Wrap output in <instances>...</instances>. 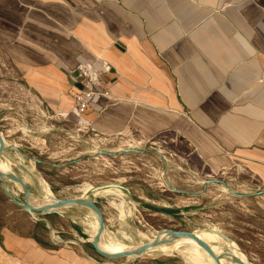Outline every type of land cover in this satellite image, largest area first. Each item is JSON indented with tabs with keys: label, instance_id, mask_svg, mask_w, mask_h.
I'll list each match as a JSON object with an SVG mask.
<instances>
[{
	"label": "crops",
	"instance_id": "1",
	"mask_svg": "<svg viewBox=\"0 0 264 264\" xmlns=\"http://www.w3.org/2000/svg\"><path fill=\"white\" fill-rule=\"evenodd\" d=\"M0 53L54 116L74 117L77 66L105 62L83 115L93 137L175 134L217 166L243 160L264 184V0H0ZM33 220L29 235L0 226V244L22 263L114 264L89 239L42 244L36 225L58 232Z\"/></svg>",
	"mask_w": 264,
	"mask_h": 264
},
{
	"label": "rangeland",
	"instance_id": "2",
	"mask_svg": "<svg viewBox=\"0 0 264 264\" xmlns=\"http://www.w3.org/2000/svg\"><path fill=\"white\" fill-rule=\"evenodd\" d=\"M71 117L43 111L37 100L28 96L7 58L0 53V135L5 146L13 145L21 152L14 155L9 149L4 161L8 163L2 162L0 171H10L9 174L12 172L25 180L35 207L47 206L53 197L77 198L83 195L85 184L94 189L119 185L125 190L100 191L115 190L123 194L124 216L118 206L121 196L109 192L88 194L103 216L101 247L108 254L117 255L148 241L155 244L158 231L170 229L192 232L205 244L215 240L219 244L211 250L220 264H235L224 259L226 253L243 257L247 264H264V184L245 167L243 160L233 166L226 162L220 165L225 168L222 170L216 165L215 154L201 155L170 133L150 140L135 134L99 140L85 130V124L78 118ZM206 140L213 143L207 136ZM224 157L226 161L231 159ZM208 181L215 182L207 184ZM6 189L23 202L17 185L8 181ZM4 198L0 184V226H8L11 232L21 236L31 234L33 218H28L25 211ZM61 214L37 216L58 232L49 234L40 224L36 225L34 233L42 244L49 245L50 239L63 246L70 241L85 243L99 229L96 216L83 207L63 209ZM170 239L181 243L164 234L163 242ZM192 243L184 244L196 245ZM81 245L91 251L89 244ZM194 253L212 262L208 264H215L207 253ZM144 255L147 256H130L122 261L201 264L183 255L180 246L171 242L162 243L158 250H147ZM0 264L24 263L0 244Z\"/></svg>",
	"mask_w": 264,
	"mask_h": 264
},
{
	"label": "water",
	"instance_id": "3",
	"mask_svg": "<svg viewBox=\"0 0 264 264\" xmlns=\"http://www.w3.org/2000/svg\"><path fill=\"white\" fill-rule=\"evenodd\" d=\"M9 149L13 150L17 154L21 155V152L16 147H13V146L5 147V145L3 143V140H2V138L0 136V154L3 151H7ZM20 166L24 170H27L23 163H20ZM8 181H11L13 184H15V185L20 187L21 194L23 195V202H20L19 200L15 199L7 191L6 184H7ZM214 182L215 181H208L206 183L208 184V183H214ZM0 184H1L2 192L5 195V197L11 203H13L15 206L21 208L23 211H25L28 215H30V217H32L35 220H37V215H39V214H55V215H58V216H62L61 210L72 208V207H83V208H87V209L91 210L95 214V216L97 217V220H98V223H99V229L97 230L96 234L92 238L91 244H92V247H93L94 251L100 257H102V258H104L106 260L113 261V260H118V259L130 257V256H138V257L139 256H141V257L143 256V257H145L144 253L151 246L150 243H146V244L142 245L141 247H139L138 249H136L134 251H128V252L117 254V255H111V254L105 253V252L99 250V248H98V244H99L101 235H102V233L104 231V219H103V216H102L99 208L96 206V204L94 203L93 200H91V199L83 200V199H76V198H73V199H58L57 203H54L51 206L49 205V206H45V207H41V208H34L33 206H31L29 204V201H28V198L32 197L31 192L28 190V188L25 185V183L18 176H16L14 173L11 172V174L8 175L6 173H1L0 172ZM107 188H116V189H119V190H125L123 187H121L119 185L99 186V187H96L95 190L100 191V190L107 189ZM231 194H233V193H231ZM42 195H43V193H42ZM164 230H166V232L169 235L173 236V237H187V238H190V239L196 241L199 244V246L216 262V264H219L218 257H216L213 254V252L210 251V249L207 247V245L205 243H203L202 241H200L192 232L176 231V230H170V229H164ZM233 261L235 263H238V264H243V263L237 261L236 259H234Z\"/></svg>",
	"mask_w": 264,
	"mask_h": 264
},
{
	"label": "bare ground",
	"instance_id": "4",
	"mask_svg": "<svg viewBox=\"0 0 264 264\" xmlns=\"http://www.w3.org/2000/svg\"><path fill=\"white\" fill-rule=\"evenodd\" d=\"M1 136V135H0ZM2 138V137H1ZM8 146H13V145H10V144H7V146H5V147H8ZM14 147V146H13ZM15 158V157H14ZM5 163V162H4ZM6 163H8L7 161H6ZM5 163V164H6ZM5 166V165H4ZM0 167H1V162H0ZM5 169V168H4ZM8 169V168H7ZM6 171V169L4 170V172ZM1 172V171H0ZM6 173V172H5ZM9 173H10V171H9ZM9 173H6V174H8V175H10ZM19 187V186H18ZM20 188V187H19ZM84 190H83V195H81V196H78L76 199H83V200H88V199H90V197L88 196V194L89 193H92L93 195H101V194H104V193H108L109 191H97V190H95L94 188H92V187H90L89 185H86L85 184V186H84V188H83ZM43 192V191H42ZM111 195H114V196H121V201L119 202V204H118V206H119V208L121 209V212H122V216H124L125 215V210H124V200H123V194H121V193H119L118 191H115V190H113V191H110L109 192ZM229 193H230V191H229ZM46 194V193H45ZM52 195V194H51ZM50 197V196H49ZM47 198V197H46ZM44 199V198H43ZM46 200V199H45ZM28 201H29V204L31 205V206H33L34 208H37V207H35L33 204H32V197L31 198H28ZM46 201H48V200H46ZM57 201H58V199L57 198H55V197H53V198H51V203L49 204L48 203V205L47 206H51V205H53L54 203H57ZM114 206H116V205H114ZM118 206H116L117 207V209H118ZM85 209H87V208H85ZM87 210H89V209H87ZM89 211H91V210H89ZM120 211V210H119ZM92 212V211H91ZM131 211H130V209H129V212L128 213H130ZM93 213V212H92ZM94 214V213H93ZM95 215V214H94ZM133 215V214H132ZM97 218V217H96ZM98 221V220H97ZM126 221V220H125ZM167 232H166V230H164V229H162V230H160V231H158V235H157V239H156V243L155 244H150L151 246L149 247V249L148 250H151V251H155V250H158L159 249V247H160V245L163 243V244H166V242H171V243H175V244H177L178 246H180V249L182 250V253H183V255H185V254H187V256L192 260V261H194V262H196V263H201V264H208V263H210L206 258H198L197 256H196V253H194V252H201L202 254H206V252L199 246V244L196 242V241H194V240H192V239H190V238H187V237H175V238H177V239H179L180 241H181V243H179V242H177L175 239H170V240H167L166 242L164 241L163 242V236H164V234H166ZM103 235H104V231H103V233H102V235H101V238H100V241H99V244H98V248H99V250H101V251H103V252H105V253H107L102 247H101V239H102V237H103ZM221 241V240H220ZM187 242H193V243H196V245H194V246H192V245H185L184 243H187ZM222 242H223V240H222ZM143 243V242H142ZM148 243H149V241H148ZM192 243V244H193ZM217 242H215V240L214 241H212L211 243H209V244H206L207 245V247L210 249V251H212L211 249H212V247H213V245H217V244H219V243H217ZM224 243H226V242H224ZM145 244H146V242H145ZM223 244V243H222ZM227 244V243H226ZM142 245H144V244H142ZM142 245H139L138 244V246H135V247H130V248H127V249H125V251L123 252V253H125V252H128V251H134V250H136V249H138L139 247H141ZM225 245V244H224ZM170 246H171V244H170ZM173 246V245H172ZM227 246V245H226ZM166 247V246H165ZM176 247V246H175ZM228 247V246H227ZM230 247V246H229ZM173 248H174V246H173ZM232 248V247H231ZM234 248V247H233ZM173 250L174 249H172V252H173ZM177 250V249H176ZM233 250H236L237 251V249L236 248H234ZM178 251H180L179 249H178ZM213 252V251H212ZM234 253V252H233ZM237 253V252H236ZM121 254V253H120ZM149 254H150V252H149ZM189 254V255H188ZM214 254V253H213ZM215 255V254H214ZM144 256H147V255H144ZM225 260L227 259V260H234V259H236L237 261H239V262H241V263H243V264H247V263H245L246 261L245 260H243V257H241V258H236V257H234L233 255H232V253L230 254V253H226L225 255ZM241 256V255H240ZM139 257H141V256H139ZM143 257V256H142ZM210 258V257H209ZM212 259V258H211ZM213 260V259H212ZM188 261H190V260H188ZM222 261V260H221ZM220 261V262H221ZM224 261V260H223ZM213 262L216 264V262L213 260ZM231 262V261H230ZM229 262V263H230ZM212 263V262H211ZM193 264V263H192ZM220 264V263H219ZM225 264V263H224ZM231 264V263H230ZM235 264H238V263H235Z\"/></svg>",
	"mask_w": 264,
	"mask_h": 264
},
{
	"label": "built area",
	"instance_id": "5",
	"mask_svg": "<svg viewBox=\"0 0 264 264\" xmlns=\"http://www.w3.org/2000/svg\"><path fill=\"white\" fill-rule=\"evenodd\" d=\"M108 65L103 62L100 69L89 63H82L77 66L76 71L82 89L73 95L72 114L85 124L83 115L88 109L89 99L97 95V87L99 86L101 73L108 72Z\"/></svg>",
	"mask_w": 264,
	"mask_h": 264
}]
</instances>
